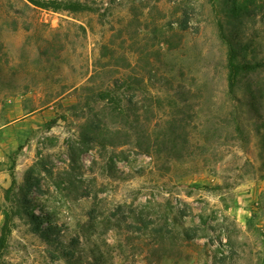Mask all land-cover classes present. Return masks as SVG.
Here are the masks:
<instances>
[{
	"label": "rangeland",
	"instance_id": "obj_1",
	"mask_svg": "<svg viewBox=\"0 0 264 264\" xmlns=\"http://www.w3.org/2000/svg\"><path fill=\"white\" fill-rule=\"evenodd\" d=\"M63 1L0 0V264H264V66L229 89L225 0Z\"/></svg>",
	"mask_w": 264,
	"mask_h": 264
},
{
	"label": "trees",
	"instance_id": "obj_2",
	"mask_svg": "<svg viewBox=\"0 0 264 264\" xmlns=\"http://www.w3.org/2000/svg\"><path fill=\"white\" fill-rule=\"evenodd\" d=\"M29 3L45 8L57 10L63 9H81L82 5L79 2H67L63 0H27ZM220 12L222 13L224 23H226L225 32L221 29V35L228 43L227 62H228V87L232 90L236 84L238 75L245 70H255L258 67L264 66V58L256 57V48L252 46L251 40L243 41L242 30L243 23L246 18H254L256 15L264 12V0H225L222 4ZM221 26V23H219ZM182 29H187L188 25L183 22ZM223 28V27H222ZM253 54V58H247V52ZM146 119L142 124H136V142L135 147L141 153H151V138L148 132L149 121ZM171 142H176L175 132L169 133ZM158 143V142H157ZM156 143V144H157ZM31 217L34 220L40 221L42 216L35 212H31ZM39 223V222H38ZM37 227V226H36ZM53 227L50 225L43 232L50 233L46 237H50L53 233Z\"/></svg>",
	"mask_w": 264,
	"mask_h": 264
}]
</instances>
